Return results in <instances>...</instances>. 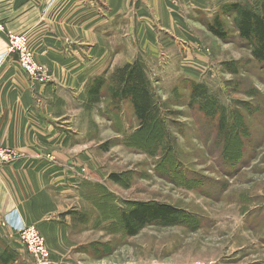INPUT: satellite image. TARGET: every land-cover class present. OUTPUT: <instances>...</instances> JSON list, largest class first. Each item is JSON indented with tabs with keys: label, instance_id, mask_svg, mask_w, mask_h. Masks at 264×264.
I'll use <instances>...</instances> for the list:
<instances>
[{
	"label": "rangeland",
	"instance_id": "374dc122",
	"mask_svg": "<svg viewBox=\"0 0 264 264\" xmlns=\"http://www.w3.org/2000/svg\"><path fill=\"white\" fill-rule=\"evenodd\" d=\"M236 3L264 12V0H154L151 9L124 11L113 32L124 55L110 52L106 79L124 59L143 64L174 150L163 154L164 138L157 150V127L145 134L103 90L98 108L68 112L69 130L90 135L72 154L90 148L92 167L59 199L55 221L65 237L56 253L47 246L53 264H264V63L234 31ZM216 18L225 40L207 28ZM134 32L143 44L130 42ZM192 83L202 87L197 98ZM238 118L223 135L219 124L234 128ZM137 203L169 205L178 220L131 236L120 215ZM11 248L13 264H31L21 246Z\"/></svg>",
	"mask_w": 264,
	"mask_h": 264
},
{
	"label": "crops",
	"instance_id": "0c3cea01",
	"mask_svg": "<svg viewBox=\"0 0 264 264\" xmlns=\"http://www.w3.org/2000/svg\"><path fill=\"white\" fill-rule=\"evenodd\" d=\"M151 1L0 0L5 29L0 55L6 49L7 33H24L36 63L47 71L46 82L37 84L29 81L15 56L0 66V148L18 154L0 170V241L10 248L20 243L8 219L15 226H35L50 252L56 253L55 244L65 237L55 221L59 199L79 179L77 172L92 167L90 148L72 154L76 145L90 141V135L69 130L74 115L68 112L99 107L101 102L92 104L87 92L98 78L108 82L110 52L124 55L123 37L118 41L117 32L113 34L116 23L124 11L151 9ZM107 9L118 11L108 17ZM141 40L134 32L130 42L143 44ZM127 59L121 64L132 61Z\"/></svg>",
	"mask_w": 264,
	"mask_h": 264
},
{
	"label": "trees",
	"instance_id": "16d2710c",
	"mask_svg": "<svg viewBox=\"0 0 264 264\" xmlns=\"http://www.w3.org/2000/svg\"><path fill=\"white\" fill-rule=\"evenodd\" d=\"M230 13L234 15L233 26L239 39L245 41L251 46V55L256 63H264V12L256 11L251 7H247L236 3L232 6ZM209 32L220 40H225L227 31L219 18H216L211 25L207 26ZM228 72H236L232 65H228ZM202 88L198 84H191L188 89L190 98L199 97ZM107 92L108 98L112 105L121 109L122 105H127L131 110L132 116L147 134L149 129L157 127V132L154 134V147L158 150L161 148L162 138L168 141L162 150L164 155H169L174 147L169 141V133H162L165 127V112L163 113L161 106L155 100L148 76L145 68L140 61L135 60L132 63H127L124 66L115 69V72L106 83L105 79L98 78L89 87L87 95L92 104H99L103 92ZM164 107V105H163ZM113 113H117L116 109L111 107ZM168 115H174L173 111H167ZM167 118V115H166ZM241 122L238 118V123L234 128L231 124L225 126L223 121L219 124V130L223 135L231 134L232 130L238 129L237 126ZM116 183L119 179L112 177ZM178 210L166 204L159 203H137L134 207L122 211L120 215L121 223L127 234L136 235L141 228L152 224H171L178 220ZM0 250V264H13L12 248L2 243ZM14 261V262H13Z\"/></svg>",
	"mask_w": 264,
	"mask_h": 264
},
{
	"label": "built area",
	"instance_id": "2783aa9c",
	"mask_svg": "<svg viewBox=\"0 0 264 264\" xmlns=\"http://www.w3.org/2000/svg\"><path fill=\"white\" fill-rule=\"evenodd\" d=\"M49 1L53 2L54 0ZM4 32V25L0 21V35L4 34ZM9 56L16 57L20 69L25 72L29 81L37 84L46 82L47 71L36 63L26 34H6V49L0 55V66L6 62ZM17 157L18 154L14 150L0 148V170L15 161ZM8 224L11 226L31 264H53L46 240L35 226H15L13 221L9 219Z\"/></svg>",
	"mask_w": 264,
	"mask_h": 264
}]
</instances>
